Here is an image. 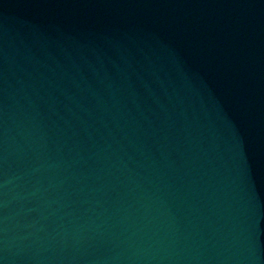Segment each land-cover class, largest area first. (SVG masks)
Masks as SVG:
<instances>
[{
	"label": "water",
	"instance_id": "obj_1",
	"mask_svg": "<svg viewBox=\"0 0 264 264\" xmlns=\"http://www.w3.org/2000/svg\"><path fill=\"white\" fill-rule=\"evenodd\" d=\"M0 264H264V0H0Z\"/></svg>",
	"mask_w": 264,
	"mask_h": 264
}]
</instances>
